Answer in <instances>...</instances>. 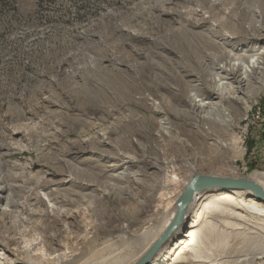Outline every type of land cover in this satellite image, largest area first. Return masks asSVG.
Masks as SVG:
<instances>
[{
	"label": "rangeland",
	"instance_id": "rangeland-1",
	"mask_svg": "<svg viewBox=\"0 0 264 264\" xmlns=\"http://www.w3.org/2000/svg\"><path fill=\"white\" fill-rule=\"evenodd\" d=\"M220 10H203L198 0H0V237L40 236L49 194L59 191L67 200L60 207L84 225L77 229L72 219L57 233L72 234L79 245L101 217L106 227L123 225L159 194L170 195L180 159L196 168L187 176L264 171V86L237 103L224 100L222 108L189 110L190 101L199 104L191 85L199 83L196 94L204 97L219 72L215 61L197 63L191 34L245 29L250 18L235 7L240 13L219 22ZM247 46L264 49V39ZM258 76L252 84L264 82V72ZM232 103L244 112L232 127L244 151L233 174L223 166L229 151L208 134L216 112ZM211 153L220 158L191 159ZM220 240L225 254L236 252L224 264L261 260L238 238H229L230 246ZM103 241L119 246L111 236L90 244Z\"/></svg>",
	"mask_w": 264,
	"mask_h": 264
},
{
	"label": "bare ground",
	"instance_id": "bare-ground-1",
	"mask_svg": "<svg viewBox=\"0 0 264 264\" xmlns=\"http://www.w3.org/2000/svg\"><path fill=\"white\" fill-rule=\"evenodd\" d=\"M234 1L240 2L235 7L250 13L245 29L230 26V31L213 28L203 36L191 34L189 40L198 55L197 63L201 65L207 60L211 63L215 61L214 65H218L219 72L215 79H211V82L217 84L216 87L204 97L196 94L202 89L199 83L191 85L192 90L196 91L192 95L199 104L190 101L189 110L210 111L217 106L222 108L224 100L231 98L233 103H237L239 99L254 95V92L264 86L260 79L257 85L252 84V80L259 78L258 75L264 72V49L247 46L251 40L264 39V30L261 29L264 0H198L203 10H220L224 3L233 4ZM235 7H222L219 22H226V16L240 13L233 10ZM217 43L221 48L216 51ZM233 59L237 62L231 63ZM205 82L208 83V80ZM205 87L209 88L208 85ZM213 96L218 99L216 102L210 99ZM233 103L216 112L210 120L213 127L208 132L211 142H223L216 143L217 148L229 151L223 166L232 174L236 161L244 154L240 141L234 138L232 131L234 123L242 120L244 112L233 108ZM242 109L246 113V107ZM206 158L220 157L216 153L202 157L191 156L194 163ZM172 169L179 175V185L177 189L170 191V195L159 194L144 214L141 215L138 211L127 215L128 220L123 225L106 227L103 225L104 216L101 217L99 225L93 224L84 229V238L79 245L72 243V234L61 235L57 233V229L65 230L66 222L72 227V219L77 229L83 228L84 223L74 219L75 214L71 210L60 207L62 201L67 200L61 199L59 191L50 193L52 203L46 208L48 223L40 228V236L22 241L13 232H6L0 237V264H135L175 219L177 198L194 175L191 173L196 172L191 162L185 159H180ZM188 171L191 175L187 176ZM246 177L264 188V171L253 170ZM123 199L118 195L115 198L116 204L121 205ZM106 236L118 240L119 246L111 242L105 244L104 241L100 247L90 244ZM221 238L226 241L238 238L239 243H244L246 247L245 253L254 260L256 257L261 259L254 264H264V203L257 200L251 191L217 188L195 190L185 205L178 226L145 264H224L236 252L225 254L219 245ZM230 244L231 242L228 243L229 246ZM252 249L257 250L251 252ZM83 256H86L84 260Z\"/></svg>",
	"mask_w": 264,
	"mask_h": 264
},
{
	"label": "water",
	"instance_id": "water-1",
	"mask_svg": "<svg viewBox=\"0 0 264 264\" xmlns=\"http://www.w3.org/2000/svg\"><path fill=\"white\" fill-rule=\"evenodd\" d=\"M234 189V190H249L254 197L264 203V188L246 176H220L203 173H195L187 182L181 194L177 198V212L173 222L162 232L160 237L153 243L147 252L135 263H147L170 232L178 226L183 214L184 208L188 200L192 197L195 190L204 189Z\"/></svg>",
	"mask_w": 264,
	"mask_h": 264
},
{
	"label": "trees",
	"instance_id": "trees-1",
	"mask_svg": "<svg viewBox=\"0 0 264 264\" xmlns=\"http://www.w3.org/2000/svg\"><path fill=\"white\" fill-rule=\"evenodd\" d=\"M252 147H253V142H250V144L248 145V154L251 151ZM249 168L252 169L253 168L252 165H250Z\"/></svg>",
	"mask_w": 264,
	"mask_h": 264
}]
</instances>
